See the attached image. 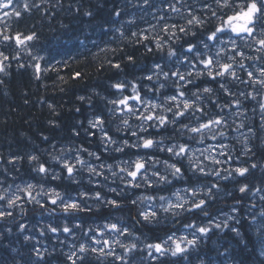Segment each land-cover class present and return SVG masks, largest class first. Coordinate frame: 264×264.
Wrapping results in <instances>:
<instances>
[{
	"label": "snow or ice",
	"instance_id": "6c2138e0",
	"mask_svg": "<svg viewBox=\"0 0 264 264\" xmlns=\"http://www.w3.org/2000/svg\"><path fill=\"white\" fill-rule=\"evenodd\" d=\"M18 2L21 0H0V13L4 18L11 15L19 19L22 14L31 15L35 11L51 20L56 15L54 9L63 6L62 0H22L21 10H16ZM159 5L154 0H128V6L147 11L155 22L148 21L147 27L137 26L132 30L136 25L133 16L116 27L112 39L100 48L101 52H110L112 56L99 63L97 71L120 70L121 63L116 57L124 53L128 44L142 45L147 53L160 57L140 78L148 82L147 86L135 79L110 84L117 95L102 97L107 116L96 113L88 119L85 129L88 137L98 139L100 151L90 150L83 144L60 148L50 145L49 159L59 166L60 172L35 153L26 158L17 154L7 160L0 156V162L13 167L27 159L30 170L39 177L35 182L16 183L14 176L12 183H8V170L4 168V178L0 179V222L16 221L17 231L23 234L24 241H34L35 264H41L48 248L36 246L40 241L27 234L30 225L18 222L17 215L22 220L31 210L40 215L48 212L51 216L59 209L67 218L85 210L92 211L85 203L89 199L120 210L124 207L122 198L130 189L155 192L130 200V204L138 208L137 223H159L163 217L180 223V228L152 242L142 240L132 226L121 220L88 228L80 223L71 226L67 222L47 223L37 231L41 237L47 233L69 234L73 241L76 230L82 233L81 242L69 246L66 254L69 264H93V258L97 264L108 258L112 264H144L142 259L137 261L138 253H146L149 264H163L164 257L187 259L194 252L197 264H212L198 255L199 249L210 239V234L216 232L230 231L239 236L238 225L245 211L250 227L264 240V158L260 162L253 159L249 142L255 130L246 124L249 109L244 107L245 101L254 104L250 111L259 112L260 127L264 130V0H202L198 8L188 0H159ZM74 10L79 12L80 8ZM125 10H114L113 16L120 18ZM84 14L93 15L91 11ZM36 40L38 35L34 30L12 32L5 20L4 27L0 28V74H9L12 61H16L19 68L25 67L21 62L22 54L30 58L28 66L34 68L36 79L41 78V71L53 70L48 66L42 69L41 62L46 58L34 50ZM125 58L135 63L132 54L121 56ZM81 77L79 71L72 76L73 79ZM57 78L66 82L64 77ZM2 84L4 81L0 79ZM213 84L216 87L209 86ZM48 107L54 115L58 114L52 104ZM113 120L119 121L115 133H128L130 138H135L134 142L116 138L111 128ZM131 120L137 121L135 127ZM49 123L55 125V121ZM161 129L171 135H152L153 131L159 134ZM72 134L79 137L81 133L73 128ZM42 139L48 141L47 136ZM233 141L240 144V155L234 154ZM126 149H136L138 153L127 159L113 156V162H108V153H124ZM141 150L165 153L168 159L161 160L154 154L140 155ZM256 170L261 173L258 178L254 176ZM61 172L76 184L80 183L78 177L86 172L89 183L96 188L108 181L119 182L121 187L109 185L108 191L117 198H106L101 191L73 196L46 186L49 180L60 179ZM174 182H183L184 186L176 188ZM222 182H233L237 185L236 191L243 196L234 198L235 202L221 218L212 216L209 209L218 199H223ZM165 191L167 195L160 194ZM245 197L249 198L247 205ZM28 206H32L31 209ZM185 218L188 222L181 223ZM6 231L11 233L12 229ZM216 252L224 257L229 249L217 248Z\"/></svg>",
	"mask_w": 264,
	"mask_h": 264
},
{
	"label": "trees",
	"instance_id": "16d2710c",
	"mask_svg": "<svg viewBox=\"0 0 264 264\" xmlns=\"http://www.w3.org/2000/svg\"><path fill=\"white\" fill-rule=\"evenodd\" d=\"M21 2L17 3L16 10H21ZM200 2L202 0H188V3L197 8ZM154 3L160 6L159 0H154ZM62 5L61 8L54 9L56 15L51 20L35 11L31 15L22 14L19 19L11 15L4 18L3 13H0V28L4 27L6 20L12 32L27 33L34 30L37 33L38 40L34 42V50L39 51L46 58L41 62V67L43 69L48 66L53 69L47 73L41 71V78L38 80L35 78L34 68L28 66L30 58L22 54L21 62L25 64V67L19 68L17 62L12 61V66L8 69L9 74L7 76L0 74V79L4 81V84L0 85V156L7 160L17 154L26 158L29 154L35 153L39 155L41 161L51 164L57 172L61 171L59 166L50 161L48 156V152L52 151L50 145L55 144L57 148H60L65 145L73 147L83 144L90 150L100 151L98 139L88 137L85 129L88 119L96 113H104L107 116L105 101L102 97L114 98L117 95L115 90L110 88V84L117 80L135 79L138 83L147 86L148 82L141 81L140 78L160 58L154 53H147L142 45L128 44L124 53L116 57V60L121 63L120 70L97 71L98 64L112 56L110 52H101L100 48L112 39L116 27L133 16L136 19V25L132 26V30H135L137 26L145 28L148 26V21L153 23L155 21L152 20V16L147 11L128 6V0H62ZM77 7L80 8L79 12L74 10ZM119 9L126 10L122 17L117 18L113 16V11ZM86 11H91L93 15H85ZM180 22L183 23V21ZM33 26L35 27L33 28ZM106 29L108 31H105ZM125 30L128 31L127 25ZM121 46L123 47V45ZM11 50L12 46L10 45L9 51ZM125 54H132L135 57V63H129L126 58L121 59V56ZM55 69H59V71L57 72ZM77 71L82 73V77L73 79V73ZM58 76L64 77L66 82L59 80ZM209 86L216 87L214 84ZM240 87L243 88V85ZM80 96H84L86 99L81 101L78 99ZM48 104H52L58 114L54 115ZM244 107L249 109L246 124L255 130L253 134H250L249 146L254 154L253 159L260 162L264 158V130H261L260 127V114L250 111L254 107L251 102L245 101ZM49 121H55V125L50 124ZM81 122L83 123L81 124ZM130 122L135 127L137 121L131 120ZM117 123H119L118 120H113L111 125L116 138L130 139V142H134L135 138H130L128 133H115ZM73 128L80 131L79 137L73 136ZM152 135L168 137L171 133L161 129L159 134L153 131ZM230 135L234 134L230 133ZM43 136H47L48 141H44ZM165 142L168 143L169 141L166 139ZM233 143L236 148L234 154L240 155V144L235 141ZM137 153L138 150L136 149H126L124 153H108L106 158L109 163H112L113 156L127 159L134 158ZM139 154H154L161 160L168 159L165 153H153L152 150H141ZM4 168L8 170V183H12L14 176L17 177L16 183L22 181L35 182L37 178L39 179L30 170L27 159L19 162L15 167L0 162V179L4 178ZM260 175V171L256 170L254 176L258 178ZM78 178L80 183H73L61 172L60 179L49 180L46 186L56 187L58 190H63L73 196H78L80 192L91 194L94 191H101L106 198H117L116 194L108 191L109 185L121 187L119 182L113 184L108 181L102 187L96 188L92 183H89L86 172ZM249 179H253V177ZM174 183L176 188L184 186L183 182ZM236 187L237 185L233 182H222L221 196L223 199H218L210 207L209 211L212 216L222 218L221 214L229 211V206L235 202L234 198L243 196L236 191ZM140 194L154 195L155 192L152 189L128 190L126 197L122 198L124 207L120 210L106 207L89 199L85 203L91 206L92 211L85 210L65 218L59 209L51 216L48 215V212L40 215L30 210L22 220L18 215L16 220L30 225L27 234L34 235L40 241L36 245L37 247L43 245L48 248V253H45L41 264H69L66 258L69 246L73 242L77 244L81 242L82 233L76 230L75 241L71 235L63 233L59 236L47 233L41 237L37 231L38 227L47 223L61 224L67 222L70 226L74 223H80L84 228H88L103 224L106 221L121 220L124 224L132 226L133 231L145 242H152L170 230L180 228V223L171 218L165 220L163 217L159 223H137L138 208L131 205L130 200L135 199ZM160 194L167 195L168 192L165 191ZM256 202L259 203L258 200ZM244 203L247 205L249 198L245 197ZM28 207L31 209L32 206ZM242 217L241 223L238 225L240 228L239 236L230 231L210 234V239L201 246L198 255L211 261L212 264H264V240L258 237L253 228L250 227L247 222L249 218L246 211L242 213ZM195 218L200 219V217ZM186 222H188L186 218L181 220V223ZM7 228L12 229L11 233L6 231ZM0 234H2L0 235V264H26V262L35 264V256L32 253L34 241H24L23 234L17 231L16 221L9 219L6 222H0ZM60 241H64V243H60ZM224 247L229 249V254L224 257L218 256L216 249L223 250ZM117 251L120 252L121 250L117 248ZM110 259L103 261L102 264H112ZM141 259L144 264H149L150 258L146 257V253L137 254V261L139 262ZM93 264H97L94 258ZM163 264H197V253H192L187 259L164 257Z\"/></svg>",
	"mask_w": 264,
	"mask_h": 264
},
{
	"label": "bare ground",
	"instance_id": "6f19581e",
	"mask_svg": "<svg viewBox=\"0 0 264 264\" xmlns=\"http://www.w3.org/2000/svg\"><path fill=\"white\" fill-rule=\"evenodd\" d=\"M93 107V106H92ZM38 179V178H37ZM111 260V259H110ZM110 260H108V261H110ZM105 262V261H104ZM110 263V262H109ZM149 263V262H148Z\"/></svg>",
	"mask_w": 264,
	"mask_h": 264
}]
</instances>
